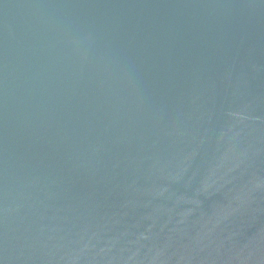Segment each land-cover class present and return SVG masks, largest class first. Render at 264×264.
Listing matches in <instances>:
<instances>
[{
    "label": "water",
    "instance_id": "1",
    "mask_svg": "<svg viewBox=\"0 0 264 264\" xmlns=\"http://www.w3.org/2000/svg\"><path fill=\"white\" fill-rule=\"evenodd\" d=\"M0 264H264V0H0Z\"/></svg>",
    "mask_w": 264,
    "mask_h": 264
}]
</instances>
